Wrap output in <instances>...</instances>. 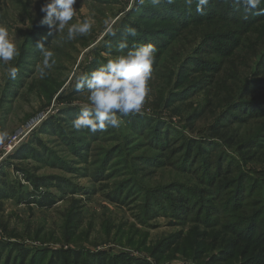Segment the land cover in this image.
Returning a JSON list of instances; mask_svg holds the SVG:
<instances>
[{
  "label": "trees",
  "instance_id": "16d2710c",
  "mask_svg": "<svg viewBox=\"0 0 264 264\" xmlns=\"http://www.w3.org/2000/svg\"><path fill=\"white\" fill-rule=\"evenodd\" d=\"M1 2L3 0H0ZM146 5L140 4L130 11L131 14L138 13L137 16L131 17L133 20L129 19L128 13L126 14L121 26L116 30V35L112 36V40L110 39L106 48L103 49L114 51L113 45L125 38L121 34L124 27L137 28L140 37L129 48L138 44H154L158 49L153 65L154 76L157 80L162 75H166L161 84H156V80L149 82L151 93L154 94V98L148 104L154 110L152 113L166 110L171 117H178L182 124L185 122L183 127L193 130L194 126L191 124L188 126V121L190 118L191 121L194 118L199 119L194 117L199 112L198 108L210 109L215 106V120L208 126L212 135L206 139L193 138L188 135L180 136L181 147L178 151L180 157L178 163L173 165L171 161L165 162L173 174L177 175L176 180L161 186L170 195L159 190V196H149L150 188H140L132 178H129L136 173L129 166L137 156L128 154L126 142H117L115 144L117 148L111 147L110 150H107L108 153H102L99 160L94 163H99L95 174H90V170H88L89 175L96 182L112 177L109 176V173L113 169L109 167L113 163H117L115 161L118 159L119 164L127 167L129 177L111 182L104 198L120 208L131 211L136 223L147 226V221L162 214L177 222L201 224L207 228V232L211 231L209 233H219L221 245L214 250L205 248L204 254H208V256L203 264H214L218 260L233 259L238 254L241 256V264H264V170L243 169V164L253 161L254 155L250 153H264V134L256 129L251 131L250 126L242 127L254 119L259 123L258 119L264 116V76H262L263 72H258L264 71V14H257L260 9H264V4H260L258 9L248 12L242 5L235 3V0H210L203 13L196 11L195 0L191 10L186 8L184 0H174L172 4H169L167 0H160L159 4L150 6L149 10H146L148 7ZM43 16L44 13H40V17L32 22L33 26L24 35L22 53L13 64L18 69V73L15 79H8L9 86L16 85L17 79L22 76L21 68L25 69V65L29 61L26 60L27 54L30 52L34 55L38 43L43 42L48 45L52 39L47 36L48 26L41 23ZM142 21H152L153 24L146 27L141 24ZM205 25H218L219 27L211 32L202 33L199 40L194 42L197 30L195 28L199 27L204 30L202 26ZM252 32L255 33V38L251 41L247 36ZM203 38L206 39L203 40ZM201 42L202 44L206 42L204 51L211 58L205 60L196 55L202 45ZM252 47L261 48L260 61L257 62L258 69L249 74V78H246L247 83L243 84L240 91L232 95L231 92L222 95V97L229 96L225 103H220V98L216 97V94L220 92L217 85H213L211 90H206L210 84H206L204 87L195 80L198 73L213 74V79H216L222 68L220 61L223 63L229 59L232 61V58L237 55V51L239 60L242 52L252 49ZM167 60L175 62L173 65L165 64ZM94 61L93 65L98 68L101 63L96 59ZM163 68H166V71L160 72L159 70ZM170 84L174 85L175 89L169 88L165 92ZM9 86L6 89L7 93L15 96L17 92H9ZM258 91L263 92L259 97L243 96L246 92ZM201 92L202 96L195 105L192 97ZM76 110L69 108L59 114L66 115L67 113L69 119L73 120L78 115L69 113ZM153 116L143 112L130 114L125 116V119L124 116L121 117L122 125L127 124L129 130H123L121 125L116 130L117 135L121 138L123 132L127 135L132 134L131 139L147 135L156 129L153 139L149 141V146L163 149L162 152L156 153L165 157L173 152L170 142L176 139L178 132L170 125L171 122L166 120L167 118L162 119L155 114L157 118L154 119ZM46 126L47 123H44L42 127L38 128L39 133H50L47 132ZM57 135L69 139L67 135L58 133ZM41 142L42 140L34 135V138L27 144L20 145L17 150L11 153L2 165L8 166L11 159L23 160L28 157L48 165L50 163L48 157L41 156L40 151L31 146L33 144L41 145ZM136 143H139L138 140H135L133 145ZM209 143H213L215 148L208 150L205 145ZM80 147L82 148L78 146V151L84 149L83 145ZM117 149H120L121 152ZM194 151L199 153L196 159L193 157ZM233 151H237L239 156H235ZM141 160L147 162L148 165L152 164L153 160V164H155V157L151 153L141 157ZM13 166L23 173L21 177L27 184L16 179L4 181L1 180L0 175V198H2L0 200L11 199L14 203L24 205L29 209H32L31 207L50 209L59 201L74 198V195L78 194L79 190L64 185L63 182L66 180L63 177L39 175L36 173L38 167L31 171L16 164ZM135 178L137 177L135 176ZM207 187H210V193H207L208 190L203 193L201 188L207 189ZM52 188L55 192H52ZM218 189H221L219 195L217 194ZM140 190L143 191L142 194ZM232 190H235L234 196H231ZM80 191L90 192L88 190ZM216 195H218L217 200H215ZM211 198L213 200L208 202V199ZM137 199H143V202L138 203ZM208 209L213 211V216L208 217ZM76 215H81L80 209H72L66 220V236L69 237L66 238L65 243L70 242L77 234L81 218ZM214 218H218L219 221ZM225 228H228L226 236L222 234ZM39 232L42 233L41 227L38 232L34 233V237L37 239L42 235ZM6 233L8 238L18 237L13 230ZM234 241L237 247L243 245V249L238 252L232 250L230 243ZM154 251V254L162 253ZM124 256L126 257V255ZM122 257L123 255L120 254H109L108 250L93 251V249L81 246L70 248L68 245L65 249L61 247L54 250L47 246H30L17 239L0 240V264H123L124 262L125 264H148L145 258L132 263L122 260Z\"/></svg>",
  "mask_w": 264,
  "mask_h": 264
},
{
  "label": "rangeland",
  "instance_id": "374dc122",
  "mask_svg": "<svg viewBox=\"0 0 264 264\" xmlns=\"http://www.w3.org/2000/svg\"><path fill=\"white\" fill-rule=\"evenodd\" d=\"M44 2L45 0H36L35 3H33V0H3L0 3V25L7 27L10 35L14 37L19 48V55H21L24 47V35L33 26L32 22L40 17V13H42L40 8ZM140 4L139 0H77L74 5L77 9V14L70 21V24L82 22L86 17H92L95 21L94 26L88 35L77 36L71 41L66 40L67 28H65L63 33H57L48 45H45L46 48L54 51L56 64L43 78L40 75L43 57L38 48L34 55L30 54V52L27 54L26 60L29 61H27L25 69L21 68L22 76L17 79L16 85L9 86L8 79L10 77L8 70L9 67H15L13 64L16 63L15 61H17L18 57L9 62L8 65L0 63V131L8 133V139L0 144L1 180L16 179L23 184H27L21 177L23 173L13 166V164H16L31 171L38 167L39 169L36 173L39 175L63 177L66 180L63 182L64 185L79 190L77 191L78 194L74 195V198L59 201L50 209H37L35 207L29 209L24 205L14 203L11 199L4 200L3 198V200H0V240L17 239L24 241L30 246H47L54 250L61 247L65 249L68 245L70 248L81 246L93 249V251L108 250L109 254L123 255L122 260L134 263L137 262L136 260L145 258L148 264H203L208 256V254H204L205 248L214 250L221 245L220 234L217 232L209 233L211 231L207 232V228L201 224L194 222L181 223L160 214L147 221V226H142L134 221L131 211L107 201L104 198V194L108 192L111 182L124 180L129 177L127 175V167L119 164L118 159L115 161L117 163H113L109 167L113 169L109 173V176L112 177L106 180L100 179V182H96L89 175V172L90 174H95L99 163H94L99 160L102 153H108L107 150H110L111 147L117 148L115 145L117 142H126L128 154L137 156L134 157L135 161H132L129 166L136 173L129 178H132L134 183L138 184L140 188H150L151 192L148 191L149 196H159V190L170 195L161 186L176 180L177 175L173 174V171L165 165V162L171 161L173 165L178 163L177 161L180 159L178 151L181 147L180 136L188 135L193 138L206 139L209 135H212L208 126L215 120V106L210 107V109L205 107L198 108V114L193 116L199 119L194 118L191 121L189 117L188 126L190 124L194 126L193 130L183 127L185 122L182 124L178 117H171L166 110L155 113L162 119L167 118L166 120L171 122L170 125L178 132L176 139L170 142V145L173 146V152H170L165 157L156 153L162 152L163 149L149 146V141L153 139L156 129L147 135L131 139L132 134L127 135L124 132L121 138L118 137L116 130L120 127L101 133H91L87 129L77 132L72 128V119H69V115L67 113L66 115L59 114L69 108H75L77 110L69 114L77 116L81 111V107L89 103L86 92L82 93L75 90L74 77L76 75L96 69L97 67L95 68V65H93L95 63L93 60L95 59L102 64L117 54H121L117 51V44L112 47L114 51L103 49L104 47L106 48L110 39L112 40V36L106 35L105 21L107 20L110 23L115 21L114 30L116 31L121 26L122 20L127 16V13L129 19L138 15V13L131 14L130 11ZM143 4H147L146 10H149L150 6L153 5L151 0ZM261 4H264V2ZM141 24L149 27L153 23L152 21H142ZM202 27L204 30L199 27L195 28L197 30L195 31L194 42L197 39L199 40L202 33L216 30L219 26L205 25ZM121 34L126 37L124 31ZM139 37V31L136 37L127 36L128 45L131 46ZM247 37L252 41L255 38V33L252 32ZM204 43L202 44L201 42L202 45L196 55L206 60V58H211V56L204 51ZM124 51L126 52V49ZM260 52V47H252V49L243 51L238 60L237 51V55L232 58V61L231 59L224 63L220 61V67L222 68L218 72L216 79H213V74L198 73V77L195 80L204 85V87L206 84H210V87L206 90H211L213 85H217L220 88V92L216 94V97L217 99L220 98V103H225L229 96L222 97V95H227L228 92H231L232 95L240 91L239 89L244 86L243 84L247 83L246 78L249 74L258 69L257 62L260 61ZM98 56L101 58H97ZM173 62L175 61L167 60L165 64L173 65ZM159 71H166V68ZM258 72H263L262 76H264V71ZM154 75L151 81L156 80ZM165 76L162 75L157 79L155 81L156 84H161ZM7 86H9V92H17L15 96L7 93ZM169 86L165 92L169 88L175 89L174 85L170 84ZM262 94V91L246 92L243 96L259 97ZM201 96L202 92L192 97L195 105ZM153 98L154 94L150 92L140 113L145 112L147 115H154L153 118L156 119L157 117L152 113L154 110L148 105ZM123 118L125 119L126 117L124 116ZM258 120L259 123L254 119L249 124L245 123L242 127L250 126L251 131L256 129L264 134V116ZM44 123H47V132L50 133H39L38 128L42 127ZM122 129L128 131L129 126L123 124ZM57 133L67 135L69 139L61 137ZM34 135L38 136L42 142L41 145L33 144L31 146L39 150L41 156L48 157L50 161L48 165H44L40 161L37 162L30 157L23 160L11 159L8 166L2 165L11 153L17 150L20 145L27 144L34 138ZM135 140H138L139 143L133 145ZM77 145L79 148H82L80 146L83 145L84 149L78 151ZM205 147L208 150L215 148L213 143H209ZM117 150L121 152L120 149ZM150 153L155 157L154 161L157 165L153 164V160L151 161L152 164L149 165L141 160V157ZM198 154V152H195L193 157L195 159L198 158ZM233 154L237 157L239 156L237 151H233ZM250 154L254 155L253 161L243 164V169L264 170V153L252 152ZM88 170L90 171L88 172ZM209 188H201V190L203 193L206 190H208L207 193H210ZM101 189L103 190L101 191ZM80 190H88L90 192L84 193ZM52 192H55L53 188ZM220 192L221 189H218L217 194L219 195ZM231 192H233L231 196H234L235 190ZM140 193L142 194L143 191L140 190ZM218 195H216L215 200H217ZM211 196L214 197L215 195ZM208 200L210 202L213 198ZM136 202L142 203L143 199H137ZM76 208L80 209L81 212L80 216L76 215L81 218L77 234L70 242L65 243L66 238L69 237L66 236V220L70 211ZM208 211V217L213 216V211L211 209H208ZM72 214L74 215L75 213ZM214 219L219 221L218 218ZM40 227L42 233H39L42 235L37 239L34 237V233L38 232ZM12 230L16 232L18 237L8 238L6 236V232ZM227 230L228 228H225L222 231L224 236L227 235ZM230 244H232V250L237 252L243 249V245L237 247L235 241ZM154 250L162 253L154 254ZM105 255L107 256V252ZM122 260L121 263H123ZM240 261L241 256L238 254L233 259L218 260L214 264H241Z\"/></svg>",
  "mask_w": 264,
  "mask_h": 264
},
{
  "label": "clouds",
  "instance_id": "9594fccd",
  "mask_svg": "<svg viewBox=\"0 0 264 264\" xmlns=\"http://www.w3.org/2000/svg\"><path fill=\"white\" fill-rule=\"evenodd\" d=\"M36 0H33L35 3ZM77 0H45L40 11L44 13L42 24L48 26L47 36L54 38L57 33H63L67 28L66 40L71 41L77 36L88 35L93 26L94 19L86 17L82 22L71 23L77 14L74 7ZM141 4L145 0H139ZM153 5L160 0H151ZM169 4L174 0H167ZM194 0H184L185 6L191 10ZM210 0H195L198 13H203ZM264 0H235L246 11L251 12L259 8ZM257 14H264L260 9ZM106 35L115 36V21H105ZM124 32L127 36L136 37L137 28L126 26ZM116 45L121 54L108 59L98 68L88 73L76 75L75 90L87 93L89 103L81 107L79 115L72 120V128L79 132L87 129L91 133L107 132L109 129L121 127V117L140 113L149 97L151 89L149 82L153 79V65L156 61L158 49L152 43L138 44L129 48L127 38ZM36 47L42 53L40 75L43 78L56 64L54 51L40 42ZM125 49H128L126 52ZM19 48L7 27L0 25V63L8 65L19 56ZM18 73L16 67H9L8 74L15 79ZM8 139L6 131H0V144Z\"/></svg>",
  "mask_w": 264,
  "mask_h": 264
}]
</instances>
